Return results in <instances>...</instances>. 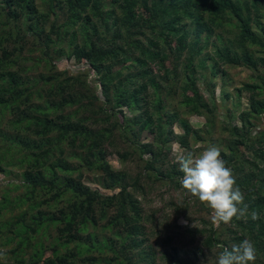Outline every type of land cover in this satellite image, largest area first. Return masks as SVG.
<instances>
[{"label": "trees", "instance_id": "16d2710c", "mask_svg": "<svg viewBox=\"0 0 264 264\" xmlns=\"http://www.w3.org/2000/svg\"><path fill=\"white\" fill-rule=\"evenodd\" d=\"M108 1L40 0L37 5L36 0H0V107L12 114L7 127L14 128L0 130V142L7 148L0 171L2 164L15 178L5 187L0 214L11 210V191L17 193L12 205L21 209L10 233L12 239H20L19 246L11 252L23 253L19 264H141L137 256L143 250L135 252L146 241L142 225L153 218L143 215L136 198L144 193L142 178L148 185L156 178L181 188L183 173L171 157L172 145L179 143L186 151L202 141L219 144L222 159L245 192L248 216L230 222L245 231L236 240H251L264 253V77L258 73L264 69V0H112V9L103 13ZM97 23L107 33L113 31L111 39H100ZM203 35L206 41L215 37V52L197 61L204 53L199 47ZM78 37L82 43L76 42ZM66 43L67 58L89 63L98 76L97 88L87 81L90 70L71 75L54 65L47 50ZM251 46L262 49L261 59L254 60L248 51ZM35 50L40 55L33 58ZM242 65L253 72V80L259 79L236 87L239 94H250L249 107L239 115L241 125L229 121L221 126L214 99L208 101L192 77L204 66L226 85L224 68ZM176 76H184L180 86L174 82ZM122 77L131 78L123 88ZM167 85L173 93V87L180 90L176 104L164 94ZM151 87L156 99L147 102ZM228 113L233 118L235 112ZM193 116L206 119L202 128H193L189 122ZM175 124L182 135L174 132ZM256 125L263 131L255 134ZM118 129L136 138L131 150L141 161L149 157L144 172L130 184L124 172H114L107 162L106 147ZM51 133L57 138L50 145L40 139ZM12 147L23 151L21 159L10 155ZM66 152L81 153L85 161L92 160L90 168L105 171L110 179L115 173L119 193L103 196L66 175L72 171ZM49 171L52 175L47 178ZM64 193L70 195L66 206L55 207L53 213L41 209ZM252 211L260 219L252 220ZM53 227L62 242L56 240L49 250L43 242H34L36 233ZM220 241L215 231L207 239L209 247L228 246ZM260 259L264 264V257Z\"/></svg>", "mask_w": 264, "mask_h": 264}, {"label": "rangeland", "instance_id": "374dc122", "mask_svg": "<svg viewBox=\"0 0 264 264\" xmlns=\"http://www.w3.org/2000/svg\"><path fill=\"white\" fill-rule=\"evenodd\" d=\"M36 2L37 5L40 4V0H36ZM111 2L112 0H109L107 2L108 4L106 3L107 5L103 13H106L112 9L109 6V3ZM262 11L264 13V10ZM261 16L262 15L259 14V17ZM60 18L62 23L64 21L62 14ZM95 21L96 19H93L94 23ZM110 22V24H112V21ZM97 27L102 33L100 39H111L114 35L113 31H111V33H107L105 26L103 25L102 27V23H97ZM91 32L92 30H90V35L92 34ZM226 37H229L228 33L224 32L223 38L225 39ZM52 38L54 39L55 36L53 35ZM191 39L192 37L190 40ZM79 41L82 43L83 39L78 37L76 42ZM215 42V37H212L209 41H206L204 40L203 35V37H201L199 47L203 48L204 53L197 57L196 60L198 61L207 54H213L215 52L213 43ZM205 43H209L208 47L205 45ZM221 46H223V44H220V47ZM67 49L68 43L64 44L61 48H57L56 45H52V47L47 50L50 55L54 57L53 63L57 69L60 72H68L71 75L85 74L83 73L84 71L90 70L87 73V81L91 87L97 88L99 82L98 76L91 70L89 63L80 62V64L76 59H68L65 55ZM248 51L253 55L254 60L261 59V56H263L261 53L262 49L257 46L249 47ZM32 54L33 58L40 55L37 50H35ZM27 64L33 66L31 62H28ZM120 67L121 66L117 64V67L115 68L118 69ZM40 69H42V66ZM224 71L229 78V80L226 81V85L221 79L215 80L212 77V70L208 67L204 68V66L197 69L195 75H192V79H197V87L208 101H211V98L214 99L213 103L218 108L216 112L218 116V122L221 126L227 124L229 121L231 124L240 126L241 124L239 115L249 107L250 94L243 92L241 95L238 93V89L236 87H240L242 84L248 82H257L259 78L253 80V72L243 65L225 67ZM258 73L264 77V69L262 67H260ZM126 75L127 74L124 76ZM30 76H34V74L31 73ZM184 76H176V79L174 78V82L180 86ZM221 77L222 76H220V78ZM130 80L131 78L127 80L126 77H122L123 84L121 88L125 87L127 82ZM144 83L145 81H142V84ZM165 88L168 89L165 90L164 94H168L169 99L174 101L172 103L176 104L175 101H179L180 96V90H178V87H173V91L176 93L170 91L168 85ZM81 92L85 93L86 91L82 89ZM227 93L230 94L229 98L226 97ZM145 96L147 102L155 98V93L152 87ZM166 97L167 95L163 96L165 100ZM101 100H104V97ZM75 109L76 108L73 110ZM228 110H233L235 112L233 118L231 119H229ZM0 111L2 112L0 113V130H14V128L7 127L11 121L12 114L9 112V110L5 111V109H2L1 107ZM95 111L98 110L95 109ZM125 113L126 116H130L132 119L134 118L126 109ZM96 115L97 114H94V116ZM189 122L192 124L194 129H200L206 123V119L201 116H193L189 117ZM111 125L112 123L110 122L106 127L108 128ZM260 130L263 131L261 125H258L254 129L255 134H257ZM174 132L177 135H182L184 133L178 124L174 125ZM55 138H57V134L51 133L49 135L42 136L40 139L44 140L45 143L50 145L49 142ZM135 139L136 138L133 135H125L120 131V129H118L114 131L112 137L109 139L108 147H106L108 150L107 153L109 152V155L107 156L108 164L111 166L114 172L117 173L121 171L126 174L125 182L127 184H130L139 176V174L144 172L145 161L149 160V157L144 156L142 157L141 161L140 157L132 152V146L136 141ZM145 142H147L146 139ZM210 145L214 144L211 142L206 144L201 141L194 144L192 150H186V152H192L194 155H199ZM216 146H219V144L217 143ZM12 148H14V150L10 153V155H15V157L21 159L24 155L23 151L17 147ZM69 153L70 152L65 153V160L69 164V167L72 171H69L68 173L65 172L66 175L75 178L77 182L80 181L85 187H88L91 190H98L103 196H110L119 193V180L117 182L118 184L115 185V183H113L116 182L115 180L117 179L115 173L113 174L114 179H110L105 171H98L96 169L90 168L88 166V162L92 160L89 159L88 162L87 160L85 161V158L81 153L75 152L76 154L71 153V155H69ZM6 156L7 148L0 142V159L3 161V157ZM171 157H173L175 162H177L176 154L173 152V149H171ZM1 167L3 168V171H0V200L5 193V187H8L11 182L13 183V181H15L14 175H10L12 173L7 172L6 166L1 164ZM14 171L15 174L18 173L16 169ZM47 174L49 175L47 178H50L52 175L51 171H49ZM142 182L145 186L144 193H138L136 198L141 204V208L144 213L143 215L152 216L153 218L146 220L144 224L142 223L144 233L141 237H144L146 241L144 242L142 248H139L138 251L135 252L139 253L143 250L140 256H137L139 260L142 259L141 264H216V258L222 251V248L218 247V243L212 247L208 246L207 239L211 236L212 231H215L217 240L219 239L223 243H228L227 248L229 249H231L232 245L240 243L236 240V235L243 236V232H245L240 225L236 226L232 223H228L216 226L211 220V209H209L206 204L200 202L197 197H193L189 192L185 191V189L182 187L179 189L173 188L172 186L166 185L161 180L156 178L152 180L151 185H148L147 179L145 177L142 178ZM38 190L39 188L37 191ZM38 192H40V190ZM37 194L34 195L36 196ZM64 194L65 195L56 200L55 203H50L51 205L48 203V205L43 206L41 209L43 211L53 213L55 207L66 206L69 202L70 195L66 193ZM43 195L44 194H42V196ZM15 197H17V193L11 191L8 195V203H11L9 205L11 210L5 211L6 209H3V214H0V264H19L20 258L23 254L19 251L16 254L11 252V250H15V248L19 246L20 240L19 238L12 239L10 234L12 230H15L11 224H14L18 221V215L20 214L21 210L20 208H15V204L12 205L16 201ZM247 199L248 197H246V200ZM42 202L45 201L40 200L38 203ZM115 212L116 210L112 207L110 209V213L114 215ZM34 236L37 237V241L34 242L36 244H38L37 242L39 241L43 242L47 248L46 250H49L48 248H52V246L56 243V240L59 242L63 241L58 238L56 227H53L50 230H46L42 233L38 232ZM251 242L255 247L256 257L258 256L256 258L255 264H259V262H263L260 257L263 258L264 253H261L260 247H258L257 244H255L253 241Z\"/></svg>", "mask_w": 264, "mask_h": 264}, {"label": "clouds", "instance_id": "9594fccd", "mask_svg": "<svg viewBox=\"0 0 264 264\" xmlns=\"http://www.w3.org/2000/svg\"><path fill=\"white\" fill-rule=\"evenodd\" d=\"M172 149L183 173L180 180L182 188L211 209L213 224L219 226L230 223L233 218H247L248 205L244 203V193L237 185L232 169L222 159L218 146L210 145L199 155L186 152L175 142ZM251 219H260L259 213L252 211ZM218 247L222 251L216 258V264H255L256 250L248 239L232 245L231 249L222 245Z\"/></svg>", "mask_w": 264, "mask_h": 264}]
</instances>
